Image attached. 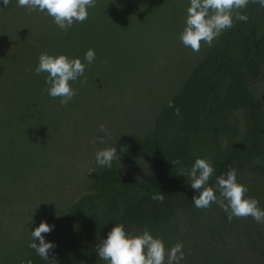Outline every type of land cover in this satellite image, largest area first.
Returning <instances> with one entry per match:
<instances>
[{
    "label": "trees",
    "instance_id": "obj_1",
    "mask_svg": "<svg viewBox=\"0 0 264 264\" xmlns=\"http://www.w3.org/2000/svg\"><path fill=\"white\" fill-rule=\"evenodd\" d=\"M189 6L190 0H96L88 19L65 32L46 12L29 13L17 0L4 7L0 0V201L22 192L27 179L65 151L68 126L94 115L109 98L98 99L93 111L76 106L74 98L62 106L60 98L48 95L47 74H35L39 55L79 58L86 72L96 67L114 81L137 61L143 48L139 41L156 33L157 18L166 11L181 13L182 28ZM241 14L247 21L234 20L200 54L176 92L158 106L150 127L134 138L124 135L114 146L118 158L112 167L97 164L78 198L47 221L54 225L42 234L55 245L50 260L54 253L57 264H106L96 245L116 224H123L126 232L146 228L162 237L166 249L182 242L185 258L180 264H264V225L251 217L229 222L215 203L197 209L192 201L196 191L179 174L197 157L206 158L215 169L209 181L214 187L215 177L231 166L238 182L248 187L247 195L264 209V8L249 3ZM179 29L162 39L155 34L144 54L143 72L162 42L169 43ZM89 49L96 57L91 66L84 59ZM78 80L70 82L73 89ZM123 86L108 93H120ZM24 136L29 147L50 139L47 160L28 156L29 147L15 145ZM177 159L181 164L174 166L171 162ZM157 191L165 195L163 203L152 199ZM41 222L16 240L13 253L6 248L0 252V264H47L28 246Z\"/></svg>",
    "mask_w": 264,
    "mask_h": 264
},
{
    "label": "rangeland",
    "instance_id": "obj_2",
    "mask_svg": "<svg viewBox=\"0 0 264 264\" xmlns=\"http://www.w3.org/2000/svg\"><path fill=\"white\" fill-rule=\"evenodd\" d=\"M180 15L166 11L157 18L156 33L148 36L146 41H139L143 48L136 54L137 61L119 73L116 80H111L107 72L96 67L88 69V73L85 70L84 76L78 80V86L74 88L76 106L86 105L93 111L98 99L109 98L103 100L102 108L98 107L94 115L78 118L73 125L68 126L65 151H59L48 167L27 179L22 192L12 195L11 199L7 196L1 199L0 252L6 248L13 253V250L18 249L15 248L16 240L30 233L28 227L42 220L53 221L54 214L62 213L69 202L78 198L87 177L97 165L95 154L98 150L116 146L126 134L133 138L140 136L150 127L158 106L176 92L192 65L208 47L201 42L197 53L183 45L179 39L183 29L178 24ZM172 29L179 30L169 43L162 42L157 48L155 60L151 61L150 67H144L143 72L144 54L149 52L155 34L162 39ZM84 77L87 78V84L82 85L80 80ZM137 81V84H133ZM123 84L121 94L111 96L108 93L114 86ZM101 124L106 126L107 134L99 131ZM23 138L15 145L25 150L29 143L25 136ZM100 138H103V143L99 142ZM93 140L96 142L91 143ZM51 146L50 139H46L41 146L39 143L37 146L30 145L25 154L45 161ZM34 215L39 218H34Z\"/></svg>",
    "mask_w": 264,
    "mask_h": 264
},
{
    "label": "clouds",
    "instance_id": "obj_3",
    "mask_svg": "<svg viewBox=\"0 0 264 264\" xmlns=\"http://www.w3.org/2000/svg\"><path fill=\"white\" fill-rule=\"evenodd\" d=\"M10 2L11 0H3V6L8 7ZM249 3L259 4L264 8V0H190L185 26L179 39L193 52L200 51L201 42L211 47L222 32L234 26V20L247 21V15L241 13ZM17 4L27 8L29 13L37 10L46 12L53 18L55 25L66 32L74 23H83L88 19V9L95 8L96 0H17ZM95 58V51L89 49L84 57L87 66H91ZM85 68L86 65L79 58L70 59L63 54L53 56L43 52L38 57L35 74H47L45 84L48 86V95L54 99L60 98V104L66 106L76 95L70 82H76L83 77ZM80 83L87 84V78L84 77ZM168 106L174 107L173 102L169 101ZM175 115H180L179 108L175 109ZM99 131L107 134L106 126L101 124ZM99 142L103 143V138ZM117 158L115 147H105L95 154L97 164L109 169ZM171 163L175 166L181 164V161L177 159ZM179 174L187 177L190 187L196 191L197 195L192 197V201L197 209H207L215 203L227 214L229 222L233 218L251 217L258 224L264 225V209L259 207L257 199L247 195L249 189L238 182L235 168L229 166L225 174L216 176L214 187L210 186L209 181L215 175V169L206 158L197 157L190 168L181 169ZM164 197L162 192L157 191L152 199L163 203ZM53 227L54 225L50 226L47 222H41L31 232L32 242L28 245L47 264H57L54 253L52 259H49L55 245L46 242L42 235L50 233ZM183 247V243L178 242L166 249L163 238L154 237L148 229L145 228L139 233L135 230L126 232L123 224H116L108 231L106 239H100L96 245V253L106 264H180L185 258Z\"/></svg>",
    "mask_w": 264,
    "mask_h": 264
}]
</instances>
